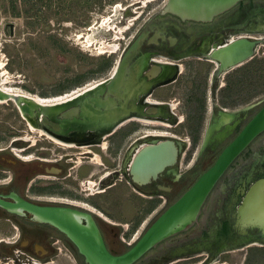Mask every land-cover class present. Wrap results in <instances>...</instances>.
<instances>
[{"label":"flooded vegetation","instance_id":"flooded-vegetation-1","mask_svg":"<svg viewBox=\"0 0 264 264\" xmlns=\"http://www.w3.org/2000/svg\"><path fill=\"white\" fill-rule=\"evenodd\" d=\"M126 1L123 10L119 4L122 13L117 23L124 33L130 30V19L142 20V13L136 12L139 7L135 6L141 1ZM142 1L146 7L156 0ZM167 1L164 0L160 10L147 20L131 42L121 50L119 47L120 55L106 79L76 89L73 92L101 82L69 100L75 101L70 106L47 117L58 125L57 130L42 122L43 114L34 110L26 114L32 121H39L37 128L64 143L74 142L76 147L58 145L31 131L17 106V94L0 92L3 101L0 103V201L10 206H0V264H50L59 260L64 251L70 254L68 258L74 264H85L64 233L35 222L27 213L17 215L7 211L23 210L16 207L18 202L88 214L109 253L126 252L129 246L121 252L120 246L124 244L118 237L123 226L92 212L103 210L92 200L119 187L142 199H163L164 207L147 229L216 164L264 107V99L257 98V70L250 63L256 53L247 61L231 66H223L212 57L232 42L231 38L254 39L245 34L254 37L264 34V30L251 29L257 23L255 15L263 14H257V10H264V2L242 1L210 20L182 21L175 15L162 13ZM3 76L4 73L0 78ZM16 82L8 79L6 84L17 90ZM182 87L184 99L179 106L180 102L176 103L172 96ZM91 100L107 104L108 109L95 107ZM85 105L95 110L94 119L111 120L81 126L79 122L84 123L87 115L92 116ZM72 108H77L76 114L61 117ZM18 120L21 129L16 126ZM183 125H187V134L180 137L174 132ZM170 129L172 132L167 131ZM126 140L128 143L123 146ZM162 144H169L164 154L175 148V161L156 179L136 184L131 173L134 161ZM49 145L63 152L55 155ZM68 191L74 195H66ZM260 262H264V131L231 158L194 220L157 243L134 264Z\"/></svg>","mask_w":264,"mask_h":264},{"label":"rangeland","instance_id":"rangeland-1","mask_svg":"<svg viewBox=\"0 0 264 264\" xmlns=\"http://www.w3.org/2000/svg\"><path fill=\"white\" fill-rule=\"evenodd\" d=\"M131 1L135 0L126 2ZM140 1L135 6L139 7L136 12L142 13V20L134 22L130 19V30L124 33L121 24L117 23L122 13L119 4H122L123 10L125 0H30L29 4L21 0H0V73H4L3 79L6 78L3 84L7 85L10 79L17 81L15 87L23 90V93L52 98L70 94L93 81L106 79L120 50L131 42L164 2L156 0L145 7ZM11 3L13 8L15 6L13 10ZM256 27L261 28L259 22ZM256 37H264V34ZM114 51L116 53L109 55ZM255 53L250 63L251 68L257 70V98L260 101L264 99V46H260ZM184 87L172 96L176 103L180 102L179 106L183 103ZM1 112L4 114L3 110ZM31 122L39 126L36 119ZM16 126L21 129L19 120ZM174 133L185 136L187 125ZM38 134L43 136L42 133ZM127 143L128 140L122 145ZM48 147L55 155L63 152L57 146ZM185 166L184 162L183 172ZM66 195L74 194L68 191ZM92 203L103 209L98 211L108 222L123 226L124 230L118 232V237L125 246H130L164 207L163 199H142L122 187L106 192ZM123 207H127L126 210H122ZM68 257L70 254L64 251L59 260H53L50 264H74Z\"/></svg>","mask_w":264,"mask_h":264},{"label":"water","instance_id":"water-1","mask_svg":"<svg viewBox=\"0 0 264 264\" xmlns=\"http://www.w3.org/2000/svg\"><path fill=\"white\" fill-rule=\"evenodd\" d=\"M248 0H168L163 7L162 13L175 15L180 20L207 21L213 16L223 13L235 4ZM261 1L264 0H253ZM263 43L262 39L240 38L229 42L212 57L223 66L245 62L253 55L256 46ZM121 67V64H120ZM119 67V69H120ZM113 83V82H112ZM111 85L108 86V91ZM17 103L19 100L16 101ZM95 107H107V104H99L91 100ZM18 108L23 114H31V110L43 114L42 122L57 130V124H53L47 117H51L61 110L62 105L54 107L41 106L35 102H28L27 106L18 103ZM92 116H86L84 123L100 124L110 121L109 117H96L95 110L90 105H85ZM77 108L61 114V117H70L76 114ZM264 131V107L251 119L241 132L235 142L221 155L216 164L204 173L193 187L178 199L172 206L168 207L158 216L147 229L129 246V249L120 254L113 255L105 247L102 237L90 215L80 213L66 208L38 207L25 202H18L16 207L23 210H7L17 215L27 213L35 222L48 224L60 232L75 245L79 254L83 256L85 264H134L153 246L174 233L183 230L195 218L204 198L216 182L220 174L226 168L231 158L244 147L250 139ZM169 144H162L160 147L150 149L141 158L134 161L131 170L133 181L142 185L150 179H156L157 175L168 165L175 161L176 150L171 148L170 152L164 154ZM161 151V152H160ZM0 206L7 208L9 205L0 201ZM84 221V224L81 222Z\"/></svg>","mask_w":264,"mask_h":264},{"label":"bare ground","instance_id":"bare-ground-1","mask_svg":"<svg viewBox=\"0 0 264 264\" xmlns=\"http://www.w3.org/2000/svg\"><path fill=\"white\" fill-rule=\"evenodd\" d=\"M259 13H263V14H261V15H263V16H261V15H255V20H257V22H259L260 23V27L261 28H257L256 27V25H257V23L256 24H253L252 26H251V29H255V30H264V10H262V9H259V10H257V14H259ZM246 35V37H253L254 39H262V41H263V38L261 37V38H256V37H254V36H252V35H249V33L247 34H245ZM244 35V36H245ZM258 35V34H257ZM260 35V34H259ZM237 38V37H236ZM230 41H232V42H234L235 41V39L234 38H231V39H229ZM229 42V41H228ZM264 42V41H263ZM227 43V42H226ZM224 45V44H223ZM211 46V45H210ZM260 46H264V43H260V45L259 46H256L255 47V49H254V51H253V54H255V52L259 49V47ZM218 47H220V46H218ZM216 49V48H215ZM215 61V60H214ZM115 66V65H114ZM219 66V65H218ZM222 72V71H221ZM111 73V72H110ZM1 75V74H0ZM111 76V75H110ZM5 78V77H4ZM1 79V78H0ZM6 81V78L5 79H1V84H0V92L2 93V92H4V93H7V94H17V99H15L16 101L17 100H19V104H21L20 102H23V104H26L27 105V103L28 102H35V103H37V104H39V105H41V106H45V105H47V106H49V107H53V106H55L56 104H60V105H62V108L64 109L66 106H70L73 102H75V101H69V100H71V99H74V98H76V97H78V96H80V95H82V94H84V92H89L91 89H93L97 84H99V83H101V82H99V83H95L94 82V84L92 83V84H90V85H88L86 88H83V89H80V90H78V91H76V92H72L70 95L69 94H65L64 96H59V97H52V98H40V97H37V96H34V95H28V94H25V92L23 93L22 91H19V90H14L13 88H11V86L9 87V86H7V85H5V84H3V82H5ZM85 87V86H84ZM12 96V95H11ZM14 96H16V95H14ZM6 100V99H5ZM5 102V101H4ZM0 103H3V101H0ZM17 103V102H16ZM18 103H17V106H19L18 105ZM16 105V104H15ZM230 112V111H229ZM23 114V113H22ZM25 119H27V121H28V124H29V128L31 129V131H37L38 133H42L43 135H45L46 137H48L50 140H52V141H54V142H56V143H59V144H65V145H67L68 147H76V143H74L73 142V144H68V143H64L63 141H61V140H59V139H57V138H55L54 136H52V135H50L49 133H47V132H44V131H42L41 129H39V128H37V126L36 125H33V122H31V120L30 119H28V117L26 116V114H23L22 115ZM54 116V115H53ZM231 119V118H230ZM103 127H101V128H98V129H102ZM149 134H151V133H149ZM41 135V134H40ZM104 137V136H103ZM101 143V142H100ZM102 145V147H104V144L102 143L101 144ZM95 146V145H94ZM80 148V147H79ZM82 148V147H81ZM16 152V151H15ZM21 156V155H20ZM24 160V159H23ZM262 197V196H261ZM51 199V198H50ZM54 199V198H53ZM62 199V198H61ZM61 199H60V201H61ZM43 200H45V199H43ZM59 200V199H58ZM69 200V199H68ZM57 201V200H56ZM65 201V200H64ZM63 201V202H64ZM67 201V200H66ZM76 201V200H75ZM69 202V201H68ZM65 203V202H64ZM75 203V202H74ZM85 203V202H84ZM72 204H73V202H72ZM81 204V203H80ZM79 204V205H80ZM85 205V204H84ZM83 205H81V207H82ZM262 207V206H261ZM86 208H88L87 206H86ZM92 212H94L95 214H97L99 217H101V218H103L104 220H108L104 215H102L100 212H98V211H96V210H91Z\"/></svg>","mask_w":264,"mask_h":264},{"label":"trees","instance_id":"trees-1","mask_svg":"<svg viewBox=\"0 0 264 264\" xmlns=\"http://www.w3.org/2000/svg\"><path fill=\"white\" fill-rule=\"evenodd\" d=\"M21 1L24 2V3H26V4H29L30 3V0H21ZM14 8H15V6H14ZM14 8H13V3H11V10H13ZM126 249L127 248L125 247V245L120 246L121 252H124Z\"/></svg>","mask_w":264,"mask_h":264}]
</instances>
